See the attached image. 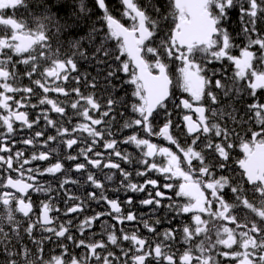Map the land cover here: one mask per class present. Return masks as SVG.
<instances>
[{
	"label": "snow or ice",
	"instance_id": "6c2138e0",
	"mask_svg": "<svg viewBox=\"0 0 264 264\" xmlns=\"http://www.w3.org/2000/svg\"><path fill=\"white\" fill-rule=\"evenodd\" d=\"M95 4L0 0V264H264V0Z\"/></svg>",
	"mask_w": 264,
	"mask_h": 264
},
{
	"label": "trees",
	"instance_id": "16d2710c",
	"mask_svg": "<svg viewBox=\"0 0 264 264\" xmlns=\"http://www.w3.org/2000/svg\"><path fill=\"white\" fill-rule=\"evenodd\" d=\"M106 2L108 3L109 7L112 8V9H117L119 8V4H118V0H106ZM143 2V0H142ZM67 4H68V8L65 9V10H62L60 12V15H66L68 14L69 12H77L78 13V4H79V0H67ZM87 4H88V7L91 9V12L89 13V16L91 17V21H96L97 23H99V18L102 16V11L96 6L95 4V0H87ZM114 14L117 15V18H119V13L118 12H115L114 11ZM15 16L16 17H20V16H24L26 19L28 18L27 17V14L23 12V10H20L18 12L15 13ZM235 19V18H234ZM29 23H31V20L29 19ZM87 23L88 21H85L81 27L83 30H86V27H87ZM230 31L232 32H235V31H238V23H231L230 22ZM237 42L239 43L240 41L237 40ZM213 67H219L218 64H214ZM177 68H178V63L177 64H174L171 68V75H172V78H173V92H177V90L179 91V87L176 85V79H177V76H178V71H177ZM235 107L237 109L240 110V114L243 115V105L240 104V103H237L235 105ZM245 119H247V117H245ZM59 253V250L58 249H55L53 248L51 250V255H57Z\"/></svg>",
	"mask_w": 264,
	"mask_h": 264
},
{
	"label": "flooded vegetation",
	"instance_id": "af4514ba",
	"mask_svg": "<svg viewBox=\"0 0 264 264\" xmlns=\"http://www.w3.org/2000/svg\"><path fill=\"white\" fill-rule=\"evenodd\" d=\"M8 15H13L11 12H9L8 13ZM231 71H232V69L231 68H229L228 69V75H230L231 74ZM179 89V88H178ZM175 93V95L178 97V98H189V95H188V93H184V92H182L180 89H179V91L177 90V92H174ZM248 102H251L250 100L248 101ZM205 103H206V101H205ZM193 118L195 119V116H193ZM252 127H253V129L254 130H258L259 129V126L258 125H255L254 124V122L252 123V125H251ZM238 131H241V129H237ZM153 139V142H155V143H158V144H161V145H163V146H170V145H168V143L166 142V141H163V140H159L158 138H155V137H153L152 138ZM125 147H128L127 145H125ZM173 150L175 151V148L173 147ZM129 151H133V149H131V148H129ZM234 155H235V158H242L243 157V154H242V152H240V149H239V147L237 146L236 147V149H235V153H234ZM158 159V161L159 162H163V158H157ZM150 175H153V177L154 178H158V179H160L161 180V182L163 183L164 181H163V177H160L158 174H150ZM45 179H47V178H45ZM172 183H174V184H178L179 183V181H171ZM75 190V189H74ZM175 191V189H173L171 192H169V194L171 195L172 194V192H174ZM111 195V194H110ZM141 196L143 195V194H140ZM33 199L35 200L36 199V197L35 196H33ZM174 199H177V200H181L182 198H179V197H174ZM93 208H95V205H93ZM97 210H99V209H97ZM142 211H147V209H141ZM176 222H174V224H175ZM163 227H167V225L166 224H162L161 225V228H163ZM99 221L97 222V226H96V228H95V231H97V232H99ZM145 234H147V233H145ZM181 247H183L182 245H181ZM77 251V253H79V251L80 250H76ZM59 254V253H58Z\"/></svg>",
	"mask_w": 264,
	"mask_h": 264
}]
</instances>
